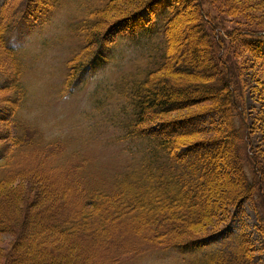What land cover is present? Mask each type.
I'll use <instances>...</instances> for the list:
<instances>
[{"label": "trees", "instance_id": "16d2710c", "mask_svg": "<svg viewBox=\"0 0 264 264\" xmlns=\"http://www.w3.org/2000/svg\"><path fill=\"white\" fill-rule=\"evenodd\" d=\"M102 1L76 23L75 29L81 33L85 45L69 60L65 88L70 90L80 84L86 74L107 65L117 37L133 42L160 37L163 51L155 67L146 69L139 79L124 80L122 87L117 84V95L124 101L120 109L128 111L123 137L140 145L141 157L123 168L108 185L91 186L83 182L76 186V181L65 178L60 187L52 185V176L30 171L18 178L25 180L29 187L22 188L18 184L10 189L8 196L0 195V213L9 219L20 217L22 221L23 203L34 198L36 189H40L46 200L44 239L49 236L56 245H60V240L67 241L71 249L76 248L74 254L80 252L79 244L92 246L99 237L103 243L104 237L108 241L109 234L127 226L133 229L131 231L145 226L151 234L149 243L163 250L196 251L202 247V239L223 228L237 207L246 201L254 203L257 193L264 191V125L261 123L264 118V26L230 31L218 26L214 17L211 19L209 14L202 13L205 2L184 0L186 4L190 1L191 10L198 14L197 31L208 45L214 73L205 84L174 86L169 79L170 73H189L182 66L175 69L168 66L171 40L175 36L171 24L178 15L179 0H125L124 4L117 2L119 8L112 7L118 0ZM221 1L224 3L219 2V6L228 2ZM11 4L12 0H0V45L16 64L17 72L24 73L27 52L21 54L9 42L8 35L26 22L28 16L40 24L51 20L56 7L54 1L21 0L20 12L13 17L11 12L4 18V10ZM231 5V8L240 7L237 0ZM112 8L109 16L101 15ZM144 12L149 13L147 20L142 18ZM118 24L124 26L115 33ZM213 29L219 37L210 34ZM221 39L242 44L246 41L249 56L260 63L262 75L257 77L252 72L253 63L248 61L237 64L239 66L233 64L234 70L227 62L225 66L220 53L223 49ZM247 66L253 79H246L243 74ZM9 80L8 75L0 74V88L7 86ZM12 81L23 94V83L15 75ZM248 86L252 98L260 99L261 108L257 110L243 102ZM236 118L241 119L239 124ZM243 146L251 153L254 177L245 170ZM4 156L0 151V170L10 160ZM9 177H0V187L11 186L13 178ZM217 190L220 191L218 202L222 201L215 204ZM243 240L244 254L247 247ZM218 252H210L201 264H223ZM81 254L70 258L71 264H106L108 261L107 264H112L118 260V253L112 257L107 252L104 260ZM8 259L7 255L0 258V262L8 264ZM50 260L55 264L59 257L50 256Z\"/></svg>", "mask_w": 264, "mask_h": 264}, {"label": "rangeland", "instance_id": "374dc122", "mask_svg": "<svg viewBox=\"0 0 264 264\" xmlns=\"http://www.w3.org/2000/svg\"><path fill=\"white\" fill-rule=\"evenodd\" d=\"M20 1L12 0L4 10V18L20 12ZM48 1H54L56 7L51 20L40 24L28 16L26 22L30 25L22 22L8 35L9 42L21 54L27 52L24 73L17 72L16 64L0 45V74L11 78L7 86L0 88V151L4 157L10 158L7 166L0 170V177L13 178L11 186L0 187V195L5 197L18 184L22 188L29 187L25 180L19 181L18 178L30 171L46 174L49 178L52 176V185L60 187L65 178L66 181H76V186L83 182L91 186L108 185L123 168L141 157L140 145L123 137L128 111L120 109L124 101L117 95V84L122 87L124 80L139 79L146 69L155 67L163 51L161 38L133 42L117 37L109 63L92 74H86L80 84L69 90L65 88L69 60L85 45L81 33L75 29L76 23L90 8L101 5L103 1ZM237 1L240 7L231 8L233 0L221 6L218 5L219 2L224 3L221 0H201L205 2L201 10L211 19L214 17L218 26L230 31L264 26V0ZM117 2L124 4L125 0L116 1L112 7L117 5L119 8ZM178 3V15L171 24L175 36L171 40L168 66L173 69L182 66L189 73H170L169 79L174 86L205 84L212 79L210 74L214 73V68L208 56V45L197 31L198 14L191 10L190 1L186 4L179 0ZM113 9L101 15L109 16ZM148 16V12L142 14L146 20ZM123 26L118 24L114 32ZM213 30L210 34L219 37L217 30ZM221 40L223 49L220 53L225 66L228 63L234 70L233 64L239 66L248 61L254 65L252 72L257 77L262 75L260 63L254 61V56H249L246 41L245 46L239 41ZM250 71L248 66L243 71L246 79H253ZM14 75L23 83V94L12 81ZM193 87H190L192 91ZM244 97L247 107H252V110L261 108L260 99L252 98L249 86L244 90ZM240 120L236 118V123L239 124ZM261 123L264 125V118ZM242 154L247 174L254 177L249 149L243 146ZM36 192L34 198L23 203L25 214L22 221L20 217L9 219L0 213V258L8 255V264H54L50 256L59 257L55 264H71L70 258H74L76 253L104 260L107 252L112 257L118 253V260L112 264H201L210 252L215 251H220L217 254L222 255L223 264H264V191L257 193L254 203L246 201L237 207L223 228L202 239L203 245L196 251L163 250L149 243L151 234L145 226L135 228L137 232L127 226L109 234L108 241L104 237L103 243L99 237L92 246L79 244L81 250L75 254L76 248L71 249L67 241L60 240V245H56L49 236L44 239L46 200L40 189ZM217 192L213 200L215 204L222 201L218 202L220 191ZM7 204L4 203L5 206ZM241 239H245L248 250L244 254ZM120 249L124 252H117Z\"/></svg>", "mask_w": 264, "mask_h": 264}, {"label": "bare ground", "instance_id": "6f19581e", "mask_svg": "<svg viewBox=\"0 0 264 264\" xmlns=\"http://www.w3.org/2000/svg\"><path fill=\"white\" fill-rule=\"evenodd\" d=\"M14 28V27H13Z\"/></svg>", "mask_w": 264, "mask_h": 264}]
</instances>
